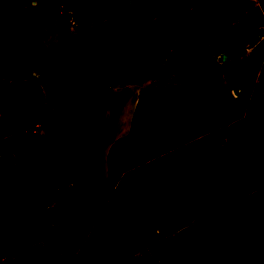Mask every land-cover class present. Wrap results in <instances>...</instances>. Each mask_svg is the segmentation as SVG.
Here are the masks:
<instances>
[{"label":"rangeland","instance_id":"obj_1","mask_svg":"<svg viewBox=\"0 0 264 264\" xmlns=\"http://www.w3.org/2000/svg\"><path fill=\"white\" fill-rule=\"evenodd\" d=\"M21 2L27 11L0 9L6 28H0V264H158L150 246L201 219L241 239L248 202L213 190L211 164L194 154L196 143L170 154V174L135 205L125 197L122 174L106 166L109 147L128 133L131 92L142 86L170 89L189 137H203L198 92L184 108L183 85L191 80L199 88L200 69L190 60L200 54L199 24L213 13L195 0ZM117 4L131 10L129 38L87 48L80 30ZM229 7L215 18L249 25L224 28L213 51L236 53L237 42L261 32L264 0H232ZM40 44L51 67L36 68L24 77L30 81L2 71L21 48ZM106 53L120 56L116 73L109 72ZM238 64L247 69V61ZM124 80L133 85L122 93ZM120 98L128 103L123 114L115 107ZM188 156L193 160L183 165Z\"/></svg>","mask_w":264,"mask_h":264},{"label":"trees","instance_id":"obj_2","mask_svg":"<svg viewBox=\"0 0 264 264\" xmlns=\"http://www.w3.org/2000/svg\"><path fill=\"white\" fill-rule=\"evenodd\" d=\"M209 12L222 11L231 0H195ZM27 11L21 0H0V9L13 14L14 7ZM3 15V13H1ZM14 15V14H13ZM0 28H6L0 19ZM133 28L131 10L115 5L110 15L83 27L82 39L86 47L106 41L121 43ZM108 70L118 69L120 58L107 55ZM48 49L40 44L26 46L2 67L7 75H29L33 69L51 67ZM26 87L27 82H21ZM29 87V86H28ZM20 98H27V94ZM187 139V130L176 99L170 89L149 85L137 95L126 136L113 141L106 157L107 172L121 175L125 197L131 205L137 204L157 186L169 170L168 152ZM264 187V170L247 154L241 156L230 199ZM150 252L158 264H264V228L247 219L245 233L235 239L215 223L201 219L181 228L173 236L153 243Z\"/></svg>","mask_w":264,"mask_h":264},{"label":"crops","instance_id":"obj_3","mask_svg":"<svg viewBox=\"0 0 264 264\" xmlns=\"http://www.w3.org/2000/svg\"><path fill=\"white\" fill-rule=\"evenodd\" d=\"M229 6L230 4L222 11L212 12L214 17L212 16L210 20H203L199 24L200 54L198 58L194 57L193 60H190V62L193 61L198 64L200 69L199 88L196 90L191 80L186 81L184 79L183 107L192 106L193 100L196 98V92H198L200 115L207 129L203 137L197 140L190 138L187 131L186 141L168 152L170 167L159 183L161 184L163 179L170 174V154L178 151L180 147L186 151L190 150L196 143L194 154L198 152L200 157L206 158L211 164L208 171V180L212 183L213 190L216 192H219L220 189L227 190L226 192H228L230 198L243 153H247L264 170V23L262 28L259 29L261 32L256 37L253 35V37L242 42H237L242 44L236 53H233L229 48L213 51L211 46L218 41V37L221 36L224 28L249 25L248 21L240 22V20L234 19L229 23H225L217 19L220 17L217 16L220 15L217 13L228 11ZM245 7L243 5L236 6L237 9L242 10L247 9ZM128 38L119 44L125 43ZM106 55L110 54L106 53ZM241 61H247L246 70L242 71L238 68V63ZM231 62L234 63L231 64ZM228 63V67L224 68ZM235 67L236 70H231ZM117 70L113 73H116ZM29 75H17L21 78L14 81H30L24 78ZM123 82L124 86L128 88H123L122 93L129 91L131 89L129 87L133 85L125 83V80ZM145 87H140L134 94L131 92L132 110L130 119L137 95ZM126 106H128V103L125 99L120 98L116 101L115 107L122 114ZM208 109H210V112H207ZM184 123L186 127V121ZM211 124L215 127L213 132L209 130ZM204 137L209 138L208 142H203ZM185 154L189 155V153ZM191 160H193L192 156H188L183 165ZM245 200L248 202L249 210H251L249 219L264 228V187L232 201L238 203Z\"/></svg>","mask_w":264,"mask_h":264},{"label":"water","instance_id":"obj_4","mask_svg":"<svg viewBox=\"0 0 264 264\" xmlns=\"http://www.w3.org/2000/svg\"><path fill=\"white\" fill-rule=\"evenodd\" d=\"M126 83V82H125Z\"/></svg>","mask_w":264,"mask_h":264}]
</instances>
